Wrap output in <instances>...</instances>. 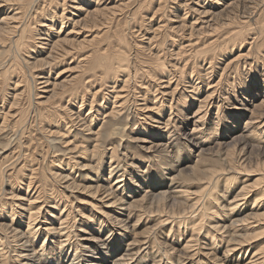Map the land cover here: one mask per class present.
<instances>
[{"label": "rangeland", "instance_id": "rangeland-1", "mask_svg": "<svg viewBox=\"0 0 264 264\" xmlns=\"http://www.w3.org/2000/svg\"><path fill=\"white\" fill-rule=\"evenodd\" d=\"M63 1L64 0H12L11 3L9 4L10 8L6 7L0 12V21H1L3 16L8 15V14L9 15L13 14L10 11L14 7H19L21 11L23 12V18L20 19L22 23L20 24H23L22 25L23 28L24 27L27 28L26 34L28 35L22 38H18L15 34H6L7 35L6 41L0 40V93H1L0 99H2L3 96L6 95V93L8 94L6 95V97L7 96L9 98L11 97V95L13 94L12 93L13 88L15 87L14 81H16V79H18L19 77L18 74H22L24 72L23 74L27 79V81H24V84L21 87V90L24 88V86L26 88L25 93L22 95L21 104L18 106L19 108L18 112H20L21 115L17 117L15 115L9 116V119H7L8 121L6 120L7 124H5L7 126L5 127L4 131L0 132V224L3 223V221H6V223L12 222L11 216H10V220L8 219V222H7L6 215L3 212H6L8 214L11 209L10 205H13V202L16 201V199L20 198L19 201L15 202V204L16 203L18 205H23L25 203L26 205L28 204V200L30 199L34 191L36 190V188L35 190L30 188L31 189L30 193L29 191H27L28 189L27 183L32 176V179L34 181L32 182V186L33 185L35 187L38 186L39 189H42L43 191L41 193L42 194L41 199L45 198V196L49 193L50 195L48 196L57 198V203L60 202L63 205L66 203L68 204L69 211L72 210L71 211L72 214L70 216V223H69V231H70L69 241L72 247L76 248L78 246V251L82 253L83 254L82 256L84 258L86 257V260H87L88 258L87 255L92 253V251L95 250L94 249L95 243L93 242L94 240H92V242L87 244L88 241H85L87 240L85 238L89 236L90 237L93 236V238H96V239L100 238V240L106 238L107 235H109L108 230L112 228L113 226V222H111L110 219L104 217L105 215L104 216L102 215L101 217V214H100L101 212L98 213L96 210L95 211L98 215L95 213V216L92 217V219H95V220L90 221L89 218L84 216L85 214H89L88 210L90 208H87V207H90V206L86 203H83L82 205L84 206H82V208H80L81 210H79L77 205L81 204L80 202H83V201L91 202L92 200L95 202V199L97 200L99 199V197L101 198L100 195L103 196L105 194V189L109 188V183H111L117 178L119 173L117 172V169L112 167L113 163L110 162L111 151H112L111 148H113L116 145V148L113 151L114 157H116L115 160H117V162H120L124 166L126 165L125 162H127V164L131 163L128 169L126 170L125 178L128 177V179H133V181L136 184H138L140 183V181H143L142 179L144 177H142V179L138 182L137 180L139 178L135 174H137L139 171H142L146 177L152 176L153 179H156L159 181L157 182L158 185H156V189L166 188L165 184L167 183H168V188H169V184L172 181L169 177H172L174 174L177 175V173H179L178 170H180V168L182 169L183 167L187 165H191V166L194 165L195 167L193 170L186 169L178 180L184 183L183 184L184 189L185 188L189 190L191 189V191H195V193L194 195H191L193 199L192 200L190 199L189 201H186V199L185 198L183 199V197L179 198L177 195L178 193H176L177 196L170 193L172 198L166 197V196L162 198H157L154 200L156 202L155 205L151 207L149 206L147 208L148 206L147 205L148 203H147V204H144L143 206H140V208H138L139 211L138 209L137 210L135 209L137 211V214L133 218V221L137 220L140 217L142 222L139 223V225L137 226H130L126 232L128 234V237H127L128 239L137 238L139 239L140 242L138 241L137 245H135L134 249H132L129 245H127L128 240H126V238L125 239L122 238L124 241L119 239L120 240L118 241L119 244L120 242H124V243L122 244V248H119L118 251L116 250L114 251L116 254L114 253L113 255L118 256L120 253L126 252L127 251L126 249L129 246L131 251L132 250L135 252L139 251V253L137 254L138 256L137 255L135 256V254L133 256V254H131V257H138L135 264H156V263L158 264L159 263L160 264H187L186 261L190 253L189 252L185 253L183 251L181 247V243H184L187 239H189V237H192V238L194 237L195 246L193 248H196V245L197 246L203 245L202 240L200 238H201V235L204 236V233H200V232L203 231L202 228H204L205 226H202V224L200 223L199 228H198L199 231L198 230L194 231L192 228L195 222L198 223L199 218H202L201 221H203V219L205 218L204 221L206 224L220 223L225 226L227 225L228 228H225V232H223V234H219L217 233V231L214 232L215 239H217L215 240L216 241L215 245L217 246L214 245V247L212 248V251H215L217 257H220V258L225 253V250L227 249L228 241L233 235L232 234L233 231H231L232 228H233L232 230L235 229L234 231H236L234 233L235 235H240V234L244 235V234H250V233L253 234V233H256L257 231L262 230V228L260 229L259 227H264V221L260 223L258 222L256 223L252 221L247 224L242 223V225L241 224L236 225V227L238 226L237 229L232 227L231 225L229 226V224H231L236 218H241L246 213L251 212L253 210L251 208L253 204H255L254 198L261 196L260 195L261 193H259V191H261L263 188L264 178H261L259 181V183L263 182L261 183L262 187L260 186L255 193L251 194L244 201L242 200V202L246 201V203L242 207L243 211L241 214L240 213H230L231 211L228 209L230 205L229 202L233 200L234 195L244 185L243 183L245 180L248 183H253L255 179L263 177L262 175L264 174V151L258 148L251 149V147H244L245 146L244 143H241L240 141H237L236 139L232 138V135H234L235 133H238V130L235 131L234 134L229 133L227 130H231L233 126H236L237 129L243 128L246 123V119H248L250 116V112L248 111H246V114L244 115L243 114L242 115L240 114L237 116L235 115L237 111L234 108H239V107L241 108V106H243L242 101H241L243 99V96L248 97L249 107H252L251 104L260 100L262 97L264 98V85H263L264 83L263 82L264 80V70H263V67H264L263 66L264 65V57H263L264 56V0H243L244 2V3L242 2L243 4L241 2H238L242 5L245 4V7L244 8L235 7L234 10L230 11L229 14H227L229 16L224 15L222 18L217 20L218 23L216 24V27H214L212 31L205 32L203 36L201 37L202 41L203 40L210 41L219 36L223 38L224 36L229 34L227 32H229L230 30H234V29L242 30L243 33H245V36L242 38L243 39L247 38L246 41L241 43V42H238L239 41L238 39L236 41L237 43L231 47V48L234 47L231 51L227 50L226 51L227 54L220 55L221 57L217 61L216 67L217 65H219L220 67H223L225 62L231 59L234 56V54H238L240 50L247 52L251 47L250 42L253 41L251 37L255 36L256 35L255 33H259L257 34L259 35L258 40H256L257 45L252 48L251 52H248V55H246L247 57L246 60L248 64L247 69H245L242 65L239 76L237 75L238 73H232L228 77L229 81L228 80L226 81L225 80L226 78H223L224 81L222 85L223 87H229L230 94H228V97H227V94H224L225 98L223 97L221 101V103L223 104L221 105L219 112H218L217 106H213L211 107V110L208 112V114L203 120V124L206 127L207 132H211L213 128L215 127L216 123H218L219 124L218 125L219 129L217 130L218 135H213L214 134L213 132L212 133L213 136L208 138L209 140L206 139V142L204 141L205 143H201L200 139H192L191 138L192 136L189 134V132H191L192 128L195 125L193 115L195 113V110H197L199 107L198 100L200 97H203L207 93V87H208L209 81L205 79L204 77L205 75H204L201 77V80L198 83V85L202 86L201 89H199L198 92L193 93L194 96L188 98L186 102L184 101L185 100L184 99L178 102L173 101V103H171L172 98L169 96H166L165 101L162 106L163 108L162 114L160 115V117L152 119L157 122L150 121L149 123H147L151 126L149 127V129L147 128L143 129V127H146L145 122H148L149 120L146 121L144 119L146 117H142L145 115V113L147 114L149 111L139 110L138 114L134 111L127 114V117L129 118L127 126L124 125L122 126V128H119L118 130H116L118 131V135L106 141V147L109 149H105L101 145H99L100 151L95 156L98 157L100 153L101 155L99 156V159H98L99 163L96 166L94 164L97 161L93 162L90 156L84 154L82 156H86V157H82L81 159L80 155H78V153H75V155H73L74 158L70 162V167H71L70 170H72V173H71L72 175H70L69 177H70V182H71L72 181L71 176L75 175L76 177L74 179H75V182H77V184H74V186H71L68 188L62 187V186H66L67 184L63 182L64 179H60V176H54L56 173L62 172L63 175L68 173V172H65V169L61 168L62 166L58 165L59 164L58 158H64L63 159L64 162L62 164L65 165V163H67L66 162L67 157L63 156L64 153H63V147H62L64 146V143L62 140L63 139L62 137L64 135L60 136V134L65 132V129H61V126L63 125L65 127V125L67 124V127H68V123L70 122L69 120L70 115L65 114L68 110H71V113H76L77 111H79V105L81 104L83 93L81 92L80 95L78 96L79 97L78 102L70 101L68 103L67 98L66 99L64 98L62 100H58L60 103L56 104L57 105L56 108L54 109L51 108V109L39 112V109H36L34 102L35 100H37L35 93H38L40 91L34 90L33 80L31 78V70L29 66L32 65L31 62H35L36 58H40V57L34 58V56L38 54L37 52L40 51L42 47H40V44L35 43L36 41L28 40L31 38L30 35L35 34L38 21L47 19L44 16L45 14H48L46 11H49V13L52 12L54 15H56L57 13L58 14L62 13ZM100 1L102 2V0ZM122 1L127 2V3L125 4L123 3L121 10H119L116 15H113L110 12L103 25L96 26L94 27L95 29L93 28V30H91L92 28L86 29V30L89 29L93 31L94 32L93 35L99 32L100 33L97 35L98 38L96 39V42L94 44L89 45L85 49L81 50V53L83 54L93 53L96 55L109 54L112 52V50H115V49L124 50L127 52L129 51L130 63H128V68L126 69L124 73H122L123 75L122 74L118 75L119 73H117L115 76V78H117L115 80L117 81V85L119 86L118 88L123 86L124 84L123 79H125L129 73H133V74L135 73V69L137 70V74L134 80L137 82V84L138 83L142 84V82H144L143 86L138 87V85H135L134 80L131 78L128 84V87H124V88L132 96L134 95L133 94L134 92L136 93V96L139 93L138 97L140 96V94L146 93L147 88L150 85L152 86L150 87V89L154 91L155 88H157V83H159L160 80H168L170 78L171 76L170 72H173V75H172L174 76L173 81L179 78L180 80H184V81L190 80L191 75H192V70H193L192 68H194L195 70L197 69L195 72L199 71L198 74H203L205 72L204 68H206L209 65V62H203L202 59L199 57V55L194 53V51L192 50H188V48H187L188 51L182 54L183 57H181V55L180 56L176 55L175 51L179 49V45L177 44L178 42H176L175 45L172 46L173 42L169 37L165 40H163V38L154 39L152 46H149L147 43L148 39L147 38L145 39V37H149V29H148L149 24L151 25L154 23V26H156L159 24V21H161V23L166 24L167 27L165 28H169L168 26H170L173 23L171 22V20L180 18L179 16L183 15L184 13L183 7L181 6L177 7V3H172L173 0H168V1L162 0V3L164 4L163 8L159 12L156 13L155 15L156 17H154L153 21L149 22V18L153 15L156 8H158L160 0H120V2ZM70 4H73V1L67 0L66 13L70 10L69 9L70 7H68ZM43 5L45 6V9H46L44 13L42 12L38 13L36 16L33 13H31L34 8H37V6H40V9H42ZM252 5L256 6L257 8L256 14L253 16L250 22H243L244 19L241 18V16L243 15V10L246 8L245 10L249 11ZM7 21L8 19L6 20V22ZM225 21L229 22V24L227 25ZM8 22L12 24H16L15 23L16 21H14V19H9ZM1 24L3 25L4 23L0 22V26H2ZM55 27L56 29L57 28L59 29L61 27V23L59 22L58 24H56ZM261 31L262 33H260ZM144 34L145 36H143ZM217 42L221 44L223 41L222 39H217ZM157 48L165 50L163 52L164 54L161 53L162 55L160 56V58L157 56V53H158ZM165 48H167L169 51ZM170 49L175 50V51L170 52ZM23 57L25 60H23ZM67 58L64 59L63 61L57 62V64L53 66L52 71H51L52 73L50 74L52 81L55 80V77L57 76L58 72H60L63 69H66V72L63 73L64 74L63 76L68 75L71 72H72L71 74L74 76V75H77L78 72L80 71L79 67H75L76 69L74 68V70L73 68L71 69V66L74 65V63H71V65L69 63L72 62L74 58L71 57L68 60ZM159 59H162V61L164 60L166 62L164 66L161 64L162 61ZM12 61H13L14 66H10ZM186 62L188 64H186L185 68H182ZM203 63L205 64L203 65ZM257 63H258V67L260 65L259 67L260 70L257 69L255 66ZM216 70L213 71L211 75V79H210V81H213V83L217 82L220 79L221 72H222L221 68L220 69L217 68ZM259 73H262V74L259 75ZM119 76L122 78V80ZM257 77H259L260 80L257 81L256 80ZM97 79H98L97 83L95 84L96 87L93 90H97L100 87L99 83H101V80L98 77ZM108 80H110V78ZM230 82L232 84L234 82L235 87H233V85ZM227 84H229L230 86H228ZM189 89L190 87H187V90ZM244 89H247L249 91L244 93ZM159 91L160 90H158V92ZM256 92H258L259 94L255 95ZM106 93H109V91L107 90ZM161 95L162 94H160V96ZM92 97H93L92 93L85 92V96H84L85 99H84L83 105L80 108V112L87 113L89 111L90 106H91ZM109 97L110 95L108 96V99ZM137 99H138V103L140 102L142 104L143 103L145 104L146 102L147 104L151 105V101L154 100V96L152 95V92L148 93L147 98H146L148 101L145 100V102L144 100H140V98L131 97L132 106L134 104V101ZM99 101L102 102V98H100ZM7 102H8V98H7ZM1 104H2V100H0V106ZM170 105L172 106V110L174 111L172 116H174L176 112H178V115H180V119L178 118V116L175 117L177 121H176V124L174 123L175 126L172 128V129H175V127H177L176 132H181L180 135L176 134L175 136V137H178V140L175 139L176 144L174 145V151L170 153H166L157 148L154 151H147L146 147L148 146V144H146V147H145L146 149L145 148L141 149V148L135 147L133 143H128L126 141L121 140L122 138L121 135L130 134L129 131L131 129L129 128V126H131L132 129L136 128L134 129L136 132L134 131L133 135L136 134V136L139 135V136H144V137L149 138L150 136L148 135V133H151V132L156 133L157 131L155 130L157 126L158 125L163 126V123H158V122H160L162 119L165 120L169 117L170 112H171ZM93 106L99 107V104L95 103L93 104ZM108 106H112V103L110 102ZM8 109L9 108L7 107L5 111H8ZM180 109H183V111H180ZM153 110L156 111L155 108L151 109L150 111L152 112V114H153ZM59 112L62 113V116H61L62 118L60 119V122L57 123L56 120L58 116L60 115ZM218 113L224 114L222 118L219 119V117H217ZM185 118H188V120L186 124H183L185 122ZM102 119H103V114L97 118L96 126H95L96 129H98L99 126L102 124ZM2 121H3V118L0 117V124ZM76 127L79 130L82 128V126H80L79 124L76 126H72L71 131H73V134H77L78 138H81V140L82 138H85L84 140H87L85 142L87 147L90 145L89 142L94 143L92 140L94 139L93 138L94 136H92L93 134L85 135L87 130L84 129V131L83 130L79 131ZM137 128H139L141 131L137 132ZM59 129L61 133L55 132L53 134H50L49 132V130L59 131ZM205 134L207 136L209 133H205ZM221 134H228V136L227 135L221 136ZM166 135L167 134H165L164 136L166 137ZM262 135H264V132L262 133ZM200 136L203 137V134ZM165 137L164 139L163 138H160V139L162 141H167L168 139L167 137L165 139ZM255 138H250L248 142L252 144L254 143L255 145H260V146L264 144V141H261V139L259 138H256V139ZM52 139H56L59 144L52 141ZM125 144H127L126 149L128 148L126 152L131 153L129 154L128 157H124L123 155H121V152L125 150V147L123 146ZM202 147L204 148L208 147V149L202 151ZM3 149H8V150L3 151ZM95 153H97V149L95 150ZM84 164H90V165L92 164L94 165V167L90 166V168H88L87 170H83ZM227 166L228 167L233 166L234 168L230 170ZM207 167L210 168L208 172L204 171L205 169H207ZM203 168L205 169L203 170ZM237 168H240V169H237ZM237 170L241 171L242 174L241 173L236 174L235 176L236 179H234L233 182L232 180L230 182H227L226 178L228 176H231L232 173H235ZM87 172L89 173V176L87 177L88 179L85 178V175L83 174ZM218 178L219 180L216 184V187L214 185V188L213 189L211 188L212 193H213L212 199L211 200L206 199L205 202L207 201L206 202L207 209L214 207L212 208V210L216 209L219 213L218 216L221 213L220 222L216 221L215 223L216 219L211 218L209 216V211L207 210L208 211L207 212L203 208L201 212H199L200 215H198L195 210L197 209L198 211L199 205L196 206V208H194L191 211L192 214H190L191 212L189 213L191 215L190 216L188 214L190 203L193 202L194 200L196 201V197L199 198L200 196H202L201 194H203V193L200 194V192L198 191L204 185H206L208 181L210 180L217 181ZM150 179L147 181L145 179V181H143L141 186L139 185L140 188H137L138 197H141L144 194V190L149 187V182H151ZM213 181L211 182L212 184L209 185L210 187L211 186L213 187ZM128 182L129 181L127 180V183ZM11 185L14 188H11ZM84 185L88 187L85 188ZM95 185L96 186L100 185V188H99L100 190L97 193H95V190H96ZM126 190L128 189L126 188ZM209 190L207 189V192L205 193V195L202 196V199H204L205 197L207 198L208 192H210ZM195 194H198V195H195ZM9 197H11L12 199H10ZM123 197L126 198L125 196ZM191 197L189 196V198ZM131 198H127V200H130ZM43 200L40 201L41 203L40 205L45 203V202L42 203ZM260 200H261L260 202L263 203L264 205V198L263 199L261 198ZM211 201L212 203H210ZM36 203L38 202L33 203V205ZM44 205H45L44 208L40 209L42 210V213H40V216H42L41 217L42 221H44L47 216L51 215L52 217L50 218L51 219L53 218V221L56 222V225H59L58 216L60 214V210L57 208V206L56 207L55 206L46 207V204ZM263 205L262 206L260 205L261 207L257 206L260 211L264 210ZM104 209L112 213L111 208H104ZM184 211L187 212L186 213L187 215L184 214L186 217L180 216V217H176L175 219L170 218V222L167 225L162 226V228L156 227L155 223L157 222V219L159 220V218L160 219L162 218V215L168 213L171 215L176 214L175 216H179L180 214H183ZM255 211H258V210H255ZM1 212L4 214L3 216ZM13 213H15V216H14V222H12L13 223L12 225H10L8 228L6 226L0 225L1 226L0 232H2L0 233V237H2V240L4 241V243H9L12 247L13 246L15 247L17 242L15 241V239L13 240L12 238H9L10 234L8 232L18 227L19 228L21 227V229H24V230L27 228L26 221H28L27 219L28 211L26 209L23 210L20 207L16 206L14 208ZM110 213L108 212L107 215ZM102 214H106V213L104 212ZM194 217H196V219ZM20 219H22L21 225H19ZM96 219L100 223L95 222ZM144 220L146 221V223ZM49 225L50 224H41V226L37 227V228L40 227L39 231L41 230L40 232L38 231L39 237L36 240L38 247H41L43 242H45L44 241L45 234L47 233V235L48 234L49 235H48V238L46 239L47 240L46 243H44L45 246L43 247L45 248L46 257L44 256L45 258H42L40 256H43V254H40L37 257L38 263L36 261V264H57V258L61 253V250H62V245L60 241L61 234L59 233L52 234L49 231H47V229L45 228H47ZM243 225L246 227H244ZM102 226H103V230H102V234H100L99 230H101ZM189 226H191L193 231L191 230V228H189ZM254 226H256V228ZM178 227H180L181 230H179ZM252 228L254 229L252 230ZM84 229H86L88 233H83L82 231H80ZM192 233H194L195 235ZM199 234L200 236H198ZM262 235L263 236L260 237L259 239H256L258 238V236H254L255 238L254 237L250 238L249 241L251 243H248L247 245H245L244 249H242V252L241 250H239L238 252L234 251L237 254L241 252L240 255H242L243 257V259H240V261L243 260L241 263L235 260L234 262L231 261L229 263L230 264H237V263L242 264L246 260H248L249 259L248 257H250L256 249L260 248V246H263L264 233ZM6 236H8V238ZM141 240L142 241L145 240L146 242L145 241L142 242ZM225 240H227V242ZM209 241L211 242V240L207 241L208 245H211ZM13 243L15 245H12ZM83 244H85L87 247L83 248L82 247ZM230 244L232 243L229 242V245ZM157 248L159 249L157 250ZM161 249H162V254H161ZM247 249H249L250 251L249 253L246 252ZM104 250L106 251V249ZM168 251L169 253L171 252L170 254L172 255H170ZM234 252L231 256L235 255ZM197 254L198 255L195 257V259H192L190 261L188 259V261L193 262L192 264H203V263L204 264H208V263L217 264L214 261H210L211 260L210 258H205L201 262L200 260H201V256L203 257V253L200 252ZM172 256H175V257H172ZM262 256H263L262 264H264V254ZM13 257H15L13 253L11 252L7 253L6 256L4 257V260H7L5 264H11V263L14 264ZM112 257L113 256H111L109 260H112L113 259ZM64 260H67V258H65ZM161 260L162 262H160ZM83 261L85 262V260ZM67 263L68 261H65L64 264H67ZM59 264L61 263L59 262ZM188 264H191V263H188Z\"/></svg>", "mask_w": 264, "mask_h": 264}, {"label": "bare ground", "instance_id": "bare-ground-1", "mask_svg": "<svg viewBox=\"0 0 264 264\" xmlns=\"http://www.w3.org/2000/svg\"><path fill=\"white\" fill-rule=\"evenodd\" d=\"M11 1L12 0H0V12L4 8L9 7V4L11 3ZM71 1H73V4H70L68 6V7H70L69 8L70 10L67 13H66L67 0H64L62 3V5H63L62 13L61 14L57 13L56 15H54L52 12L49 13V11H46L44 5L42 6V9H40V6H37V8L33 7L34 9L32 10L31 13H33L35 16L38 13H41V12L44 13L45 11L48 14L44 15L47 19H43L41 21H38L35 34L30 35L31 38L28 39L31 41H36L35 43L40 44V47H42L41 50L37 52L38 54H36L34 56V58H36V57H40V58H36L35 62H31L32 65L29 66V68L31 70V78L33 80L34 90L40 91L38 93H35L37 100H35V102H34L36 109H39V112L44 111V110H48L51 108L52 109L56 108L57 107L56 104L60 103L58 100H62L64 98L65 99L67 98L68 103L70 101H75V102L77 101L78 102V98H79L78 96L80 95L81 92L83 93L81 104L79 105V111H77L76 113H71V110H68L65 113L67 115L68 114L70 115L69 116L70 122L68 121L69 122L68 127H67V124L65 125V127L63 125L61 126V129H65V132L60 134V136L64 135L62 137L64 146H62V147H63V153H64L63 156L67 157L66 158L67 163H65V165L62 164L64 162V160H63L64 158H58V162H59L58 165L62 166L61 168L65 169V172H68V173L65 175H63L62 172L56 173L54 176H60V179H64L63 182L67 183L66 186H62V187L68 188V187L74 186V184H77V182H75V179H74L76 177L75 175L71 176V179H72L71 182H70V177H69L70 175H72L71 174L72 170H70L71 169L70 162L74 158L73 155H75V153H78V155H80L81 159H82V157H86V156H82L84 154L90 156L91 160H93V162L97 161L94 164L96 166L99 163L98 159H99V156L101 155V153H100L98 155V157L95 156L100 151L99 145H101L105 149H109L106 147V141L108 139L118 135V131H116V130H118L119 128H122V126H124V125L127 126L128 119H129L127 117V114L131 113L132 111H134L138 114L139 110L140 111H142V110L149 111L147 114L145 113V115L142 116V117H146V118H144L146 121L149 120L148 122H145L146 127H143V129H146V128L149 129V127H151V126L147 123H149L150 121L157 122V121L152 120V119L158 118L162 114V109H163L162 106H163V103L165 101L166 96H169L172 98L171 103H173V101L178 102V101L184 100V99H185L184 101L186 102L188 98L194 96L193 93H196L199 91V89H201L202 86L198 85V83L200 82L201 77L204 75H205L204 76L205 79L207 81H209V84L207 87V93L203 97H200L198 100L199 101V107L197 110H195V113L193 115L195 125L192 128L191 132H189V134L192 136L191 137L192 139H200L201 143H205L206 139L210 138L213 135H218L217 130L219 129V127H218L219 124L216 123L213 130L211 132H207L206 127L203 124V120L206 117V115L208 114V112L211 110V107L217 106L218 112H219L221 105L223 104V103H221V101H222L223 97L225 98L224 94H227V97H228V94H230L229 93V87H223V85H222V83L224 81L223 78H226L225 80L227 81L229 75H231L232 73H238L237 75L239 76L240 75V69H241L242 65L245 69H247L248 64H247V60H246L247 59L246 55H248V52H251L252 48L257 45L256 40H258L259 35H257V34H259V33H255L256 35L254 34L255 36L251 37L253 41L250 42L251 47L247 52L240 50V52L238 54H234V56L231 59L227 60V62H225L223 67H220L219 65H217V67H216V63L219 60V58L221 57L220 55L227 54L226 53L227 50L231 51L234 48V47L233 48H231V47L237 43L236 41L238 39H239L238 42H241V43L246 41L247 38L246 39L242 38L245 36V33H243L242 30L234 29V30H230L229 32H227L229 34H227L223 38H221V36H219V37H217L213 40H210V41L209 40H207V41L203 40L202 41L201 37L203 36V34L205 32L212 31L213 28L216 27V24L218 23L217 20L222 18L224 15L229 14V12L234 10L235 7H243L244 8L245 4L242 5L244 3L243 0H209V1H207V0H173L172 3H177V7L181 6L184 8L183 15L179 16L180 18H176V19L171 20V22H173V23L170 26H168L169 28H165V27H167L166 24L161 23V21H159V24L156 26H154V23L151 25L149 24V27H148L149 37H145V39L146 38L148 39V42H147L148 45L152 46L154 39L163 38V40H165L169 37L173 42L172 46H174L176 42H178L177 44L179 45V49L177 51L170 49V52L175 51L176 55H179V56L181 55V57H183L182 56L183 53L187 52L188 50H192V51H194V53L199 55V57L202 59L203 62H209V65L206 68H204L205 72L203 74H198L199 71L195 72L197 69L195 70L194 68H192L193 70H192L191 79L188 81L180 80V78L175 79L173 81V77H174V76H172L173 72H170L171 76L168 80H160V82L157 83V88H155V90L153 89L155 92L150 89V87H152L150 85L147 88V92L140 94L139 97H138L139 93L136 96V93L134 92L133 93L134 95L132 96L124 88V87H128V84H129L131 78L133 80L136 78V74H137L136 69H135L134 74L129 73L128 76L125 79H123L124 84L120 88H118L119 86L117 85V81L115 80V79H117V78H115L117 73H119L118 75H120V74L124 73L126 71V69L128 68V63H130L129 51L127 52L124 50L115 49V50H112V52L109 54H100V55H96L93 53H90V54L81 53V50L85 49L89 45L94 44L96 42V39L98 38L97 35L100 32L93 35L94 32L91 30H93V28L96 26L103 25L110 12H111V14L116 15L118 13V11L121 10L123 3L125 4L127 2H124V1L120 2V0H102V2L100 0H71ZM166 1H168V0H166ZM238 2H241V3L243 2V3L240 4ZM170 5H171V3H170ZM163 6H164V4L162 3V0H160L159 6H158V8H156L153 15L149 18V22L153 21L154 17H156L155 16L156 13L159 12L163 8ZM172 6H174V5H172ZM18 9H20V8L14 7L10 11L13 14L12 15L8 14V15L3 16L2 20L0 21V22L4 23L3 25L1 24L2 26H0V40L6 41V39H7L6 34H15L18 38L28 36L26 34L27 28L26 27L23 28V26H22L23 24H20V23H22L20 19L23 18V12L21 11V9L20 10H18ZM245 9L243 10V15L241 16V18L244 19L243 22H250V20L256 14L257 8H256V6L252 5V7H250L249 11H247ZM227 16H229V15H227ZM7 19H8V21H9V19H14V21H16L15 22L16 24L10 23L11 21L6 22ZM59 22L61 23V27L59 29L58 28L56 29L55 26ZM225 23L227 25L229 24V22H226V21H225ZM87 28H92V29L86 30ZM206 28H208V29H206ZM262 31L260 33H262ZM146 33H148V32H146ZM143 36H145V34ZM246 37H247V35H246ZM217 39H222L223 42L220 44L219 42H217ZM187 48H188V50H187ZM165 49H167V48H165ZM164 51H165L164 49L162 50V49L157 48V52H158L157 56L160 58V56L162 55L161 53H163ZM19 53H20V51H19ZM19 57H20V55H19ZM71 57L74 58V60L69 63L70 65H71V63H74V65L71 66V69L73 68V70H74L75 67H79L80 73L78 72L77 75L73 76L71 74L72 73L71 72L70 74L63 76L64 75L63 73L66 72V69H63L60 72H58L57 76L55 77V80L52 81L50 74L52 73L51 71H52L53 66L55 64H57V62L63 61L66 58L68 60ZM164 59H165V57H164ZM23 60H25L24 57H23ZM159 60L162 61V59H159ZM207 60H209V61H207ZM165 63L166 62L164 60L161 62V64L163 66L165 65ZM186 64H188V63L186 62L182 68H185ZM204 64L205 63H203V65ZM10 66H14L13 61L10 64ZM255 66L257 69H259V67H260V65L258 67V63ZM217 68H219V69L221 68V70H222L221 76L217 82L213 83V81H210L211 75H212L213 71L216 70ZM263 70H264V67H263ZM76 71H78V70H76ZM23 73L18 74V76H19L18 79H16V81H14L15 87L13 88V92H12L13 94L11 95V97L10 98L8 96L6 97V95H8L6 93V95H4L2 99H0V100H2V104L0 106V117L3 118V121L0 124V132L4 131L5 127L7 126L5 124H7L6 122L8 121L7 119H9V116L15 115L17 117V116L21 115V113L18 112L19 111L18 106L21 104L22 95L25 93V89H26L24 86V88L21 90V87L23 86L24 81H27V79ZM261 74L262 73H259V75H261ZM112 76H114V77H112ZM97 77L100 78V80H101V83H99L100 87L97 90H93L96 87L95 84L97 83V80H98ZM245 77H247V76H245ZM109 78H110V80H108ZM111 79H113V80H111ZM121 80H122V78H121ZM256 80L257 81L260 80L259 77H257ZM263 82H264V80H263ZM134 83H135V85H138V87H141L144 84V82H142V84H140V83L137 84V82L135 80H134ZM227 85L230 86L229 84H227ZM232 85H233V87H235L234 82ZM263 85H264V83H263ZM187 87H190V89L187 90ZM104 90H106V91H104ZM107 90L109 91V93H106ZM158 90H160V91L158 92ZM248 91L249 90L244 89V93L248 92ZM85 92L92 93V96H93L92 100H91L90 109L87 113L80 112V108L84 103ZM110 92L113 94H111ZM150 92H152V95L154 96V100L151 101V105H149L145 102V100H147L146 99L147 94ZM106 94H108V95H106ZM160 94H162V95L160 96ZM257 94H259V93L256 92L255 95H257ZM109 95H110V97L108 99ZM177 96H178V98H177ZM131 97L140 98V100H144L145 104L143 103L144 104L143 105L140 102L138 103V99H137L134 101V104L132 106L131 105L132 104L131 103ZM7 98H8V102H7ZM11 98H12V100H11ZM100 98H102V102L99 101ZM111 98H113V99H111ZM241 101H242L243 106H241V108L240 107L234 108L237 111L235 115L236 116L240 115V114L244 115V114H246V111H248V112H250V116L248 119H246V123H245L243 128L237 129L236 126H233V128L231 130H227V131L229 133L234 134L235 131L238 130V133H235L234 135H232L233 139H236L237 141L244 143L245 144L244 147H251V149L258 148V149H261L262 151H264V146H263L264 144L260 146V145H255L254 143L252 144V143L248 142L250 138H255V136H256V138L261 139V141H264V135H262V133L264 132V98L262 97L260 100L251 104L252 107L248 106L249 99L247 96H243V99ZM110 102L112 103V106H108V104ZM95 103L99 104V107H94L93 104H95ZM7 107L9 109H8V111H5ZM153 108H155L156 111L153 110V114H152V112L150 110ZM170 111H171L170 115L167 119H165V120L162 119L160 122H158V123H163V126L158 125L156 130H155V131H157L156 133H154V132L148 133V135L150 136L149 138L144 137V136H139V135L136 136V134L133 135V133L135 131L134 129H136V128L132 129L131 126H129V128L131 129L129 131L130 134L121 135L122 136L121 140L126 141L128 143H133V145L135 147L141 148V149H144L146 147V144H148V146L146 147L147 151H154L156 148L161 150V151H164L166 153H170V152L174 151V145L176 144L175 139L178 140V137H175V136H176V134L180 135L181 132H176L177 127H175V129H172V128L175 126L176 121H177V119L175 117L178 116V118L180 119V115H178V112H176L174 114V116H172V114L174 112L172 110V106L170 107ZM180 111H183V109H180ZM59 114L60 115L58 116V118L56 120L57 123L60 122V119L62 118L61 117L62 113L59 112ZM102 114H103L102 124L99 126L98 129H96L95 126H96L97 118L100 117ZM142 115H143V113H142ZM223 115L224 114L218 113L217 117H219V119H220V118H222ZM22 116H23V114H22ZM187 120H188V118H185V122L183 124H186ZM79 124H80V126H82V128L84 127L83 129L82 128L80 129L81 131L82 130L84 131V129L87 130L85 135H92L93 134L92 136H94L93 137L94 139H92L94 143L89 142L90 145L88 147L85 144V142L87 141V140H84L85 138H82V140H81V138H78L77 134H73V131H71L72 126H76ZM139 131H141V130L139 128H137V132H139ZM49 132H50V134H53L55 132L61 133L60 129H59V131L49 130ZM213 132H214V134L212 135ZM109 133H110V135H109ZM205 133H209V134L206 136ZM165 134H167L166 137L168 140L162 141L160 138L164 139ZM202 134H203V137L200 136ZM224 135L228 136V134H221V136H224ZM166 137H165V139H166ZM52 141H54L55 143H58V141L56 139H52ZM88 141H90V140H88ZM123 146L125 147V150L121 152V155H123L124 157H128L129 154H131V153L126 152V150L128 149V148L126 149L127 144H125ZM115 148H116V145L113 148H111L112 151H111L110 162L113 163L112 167L117 169V172L119 173L117 178L114 181H112L111 183H109V188L105 189V194L103 196L100 195L101 198L99 197V199H97V200L95 199V202L92 200H91V202L83 201V202H80L81 204L77 205L79 210H81L80 208H82V206H84V205H82L83 203H86L90 206V207H87V208H90L88 210L89 214L84 213L85 214L84 216L89 218L90 221L95 220V219H92V217L95 216V213L97 211L98 213L101 212L100 213L101 217H102V215L103 216L105 215L104 217L110 219V221L113 222L112 228H110L109 230L107 229L109 231V235H107L106 238L100 240V238L96 239V238H93V236L92 237L89 236L86 238L84 237L85 239H87L85 241H88L87 244L92 242V240H94L93 242L95 243L94 244L95 250L92 251V253L87 255V257H88L87 260H86V257L84 258L82 256L83 254L78 251V246L76 248L72 247L70 244V241H69L70 240L69 223H70V216L72 214V212H71L72 210L69 211L68 204H66V203L64 205L61 204L60 202L57 203V198L52 197V196H48V195H50L49 193L45 196V198L42 197L44 200L41 199V196H42L41 193L43 191H42V189H39L38 186L37 187H35L34 185L32 186V182H34V181H33L32 176H31V178L29 179V181L27 183V187H28L27 191H29V193H30L31 189L35 190V188H36V190L34 191L32 196L28 200V204L27 205H26V203L23 205H18L17 203L15 204L16 201H19V199H20L19 198L13 202V205H10L11 209H10L8 214L6 212H3L6 215L7 222H8V219L10 220V216H11V221L14 222V216H15V213H13L14 208L17 206L23 210L26 209L28 211V217L26 216L28 221H26L27 228L25 230L21 229V227L20 228L18 227V228H15L14 230H10V232H8L10 234L9 238H12L13 240L15 239V241L17 242L16 245L14 243L12 244V245H15V247L14 246L12 247L9 243H4V241L2 240V237H0V264H5L7 262V260H4V257L9 252L13 253V255L15 256V257H13L14 264H18V263L19 264H36V261L38 259L37 257L40 254H43V256H40V257L45 258L46 257L45 256V248H43V247L45 246L44 243H46V241H47L46 239L48 238L49 234L48 235H47V233L45 234V239H44L45 242H43L41 247H38V245L36 243V240L39 237L38 231L40 228V227L39 228H37V227L41 226V224H50L47 228H45V229H47V231H49L52 234H56V233L61 234L60 241H61V245H62V250H61L60 255L57 258V264H59V262L61 264H64L65 261H68L67 264H135L136 263V260L138 257H131V254H133V256L135 254V256H136L139 253V251H137V252H135L133 250L131 251L130 247L132 249H134V247H135V245H137L139 239H137V238L136 239L135 238L128 239L127 238L128 234L126 232L130 226H137V225H139V223L142 222L140 217L137 220L133 221V218L137 214L136 210L138 208H140V206H143L144 204H147V203H148L147 208L149 206L151 207V206L155 205L156 202L154 200L157 198H162L165 196L172 198L170 193H172L174 195H176V193H178L177 194L178 197L179 198L183 197V199L185 198L186 201H189L190 199L192 200L193 198L191 197V195H194L195 191H191V189L189 190L186 188L184 189V185H183L184 183L178 179L181 177L182 173L186 169L193 170L195 166L194 165L193 166L187 165V166L183 167L182 169L180 168V170H178L179 173H177V175L174 174L172 177H169L172 181L169 184V188H168V183L165 184L167 189L166 188L156 189V185H158L157 182H159V181L156 179H153L152 176L146 177L142 171H139L140 173L138 172L137 174H135L139 178L137 180L138 182L142 179V177H144L142 179L143 181H145V179L147 181L150 178L152 180L150 179L151 182H149V187L144 190V194L141 197H138L137 188H140L143 181H140V183L136 184L133 181V179H128V177L125 178L126 177V170L128 169V167L130 166L131 163L127 164V162H125L126 165L124 166L120 162H117V160H115L116 157H114V154H113V151L115 150ZM96 149H97V153H95ZM207 149H208V147L207 148L202 147V151L207 150ZM7 150L8 149H3V151H7ZM197 155H199V154H197ZM198 161H199V159H198ZM60 164H62V165H60ZM204 164H206V163H204ZM94 165L84 164L83 170H87L88 168H90V166L94 167ZM236 166H238V165H236ZM205 168H203V170ZM228 168L231 170L234 167L229 166ZM237 169H240V168H237ZM242 169H243V167H242ZM209 170H210V168L207 167V169H205L204 171L208 172ZM88 172H89V170H88ZM88 172L83 173L85 175V178H87L89 176ZM239 173H241V171H239V170H237L235 173H232L231 176H228L226 178L227 182H230L231 180L233 182L234 179H236V177H235L236 174H239ZM262 176L263 177L255 179L253 183H248V182H246V180L244 181V183H243L244 185L234 195L233 200H231V202H229L230 205H229L228 209L231 211L230 213H240V214L242 213V211H243L242 207L246 203V201L242 202V200L244 201L251 194H253L257 191V189L261 186V183H263V182L259 183L260 179L264 178V174ZM126 179L129 181L128 183H127ZM218 180H219V178L217 179V181L210 180L206 183V185L203 184L204 186L198 192H200V194L203 193V194H201L202 196L205 195V193L207 192V189L208 190L210 189L209 190L210 192H208L207 198L205 197L204 199H202V196H200L199 198H197L195 196L196 201L194 200L193 202L190 203L188 214L194 208H196V206L199 205L198 211H197V209L195 210L198 215H200L199 212H201V210L203 208L204 210L209 211V216L211 218L216 219L215 223H216V221L220 222L221 213L218 216V214H219L218 211L216 209L212 210V208H214V207L207 209L206 208V206H207L206 202L207 201L205 202L206 199L207 200L212 199L213 193H212L211 188L213 189L214 185L216 187ZM212 181H213V187L212 186L210 187L209 185L212 184L211 183ZM161 185H163V184H161ZM84 187L86 188L88 186L84 185ZM11 188H14V187L11 185ZM99 188H100V185H97L95 193H97L100 190ZM126 188L130 191V193L128 190H126ZM259 193H261L260 194L261 196L254 198L255 204H253V206L251 208L253 210L249 213H246L241 218H236L231 224H229V226L231 225L232 227L237 229L238 226L236 227V225H240V224L242 225V223L247 224V223H250L251 221L256 222V223L257 222L260 223V222L264 221V210L260 211L259 208L257 207V206L263 205V203L260 202L261 201L260 199L264 198V185H263L262 190L259 191ZM195 195H198V194H195ZM123 196H125L126 198H124ZM189 196L191 198H189ZM11 197H13V196H11ZM11 197H9V198L12 199ZM127 198H131V199L127 200ZM40 199L43 200L42 203L45 202L44 204H46V207H54V206L56 207L57 206V208L60 210V214L58 216V218H59L58 224L59 225H56V222L53 221V218L52 219L50 218V217H52L51 215L47 216L46 219L44 221H42V219H41L42 216H40V213H42V210H40V209L44 208L45 205L44 204L40 205L41 204ZM35 202H38V203L33 205V203H35ZM257 202H259V203H257ZM210 203H212V201ZM91 207H92V209H91ZM263 207H264V205H263ZM104 208H111L112 213H110V211H107ZM255 208H257V209H255ZM255 210H258V211H255ZM138 211H139V209H138ZM185 211H186V209H185ZM185 211L183 212V214H180L179 216H175L176 214L171 215L168 213L162 215L161 219L160 218H159V220L157 219V222L155 223L156 227L162 228V226L167 225L170 222V218L175 219L176 217H180V216L184 217L185 215H187L186 214L187 212H185ZM104 212L106 214H102ZM108 212L110 213V214H108L109 216L107 215ZM3 213H2V216L4 215ZM190 214H192V212ZM21 217H22V215H21ZM194 218L196 219V217H194ZM204 219H203V221H201L202 218H199L198 223L195 222V224L192 227L194 231L195 230L199 231L198 228H199L200 223L202 224V226H205L204 228H202L203 231L200 232V233H204V236L201 235V238H200L202 240L203 245L202 246L196 245V248H193L195 246L194 237L193 238L189 237V239H187L184 243H181V247H182L183 251L185 253H188V252L190 253L188 255L189 261L192 259H195V257L198 255L197 253L202 252L203 257L201 256V260H200L201 262L205 258H210L211 259L210 261H214L217 264H228L231 261L234 262V260L241 263L243 260L240 261V259H243V257L240 254L242 252V249H244V246L247 245L248 243H251L249 241L250 238H252L254 236H258V238H256V239H259L260 237L263 236L262 234L264 233V227H259L260 229L262 228V230L257 231L256 233H253V234L250 233V234H244V235H241V234L235 235L234 233L236 231H234L235 229L232 230L233 228L231 227L232 228L231 231H233V233H232L233 235L231 234L232 237L228 241L227 249L225 250V253L223 254V256L220 258V257H217L215 251H212V248L214 247L215 242H216L215 240H217V239H215L214 232L217 231V233L223 234V232H225V228H228V227H227V225L225 226V225L220 224V223L206 224ZM100 220H101V218H100ZM192 220H193V218H192ZM49 221H51V222H49ZM12 222L6 223V221H3V223H1L0 225L6 226L8 228L10 225L13 224ZM95 222L98 223L99 221H97V219H96ZM15 223H16V221H15ZM21 223H22V219H20L19 225H21ZM145 223H146V221H145ZM185 224H186V222H185ZM187 224H188V222H187ZM244 227H246V226H244ZM254 227L256 228V226H254ZM178 228H179V230H181L180 227H178ZM189 228H191V226H189ZM192 228H191V230H192ZM257 228H258V226H257ZM253 229L254 228H252V230ZM102 230H103V226L101 227V230H99L100 234H102ZM80 231H82L83 233H88L86 229L80 230ZM0 233H2V232H0ZM192 234H194V233H192ZM157 236H159V235H157ZM198 236H200V234ZM6 237L8 238V236H6ZM226 237H228V236H226ZM122 238H124V239L126 238V240H128L127 245H129L130 247L128 246V248L126 249L127 250L126 252H123L120 254L118 253L119 255L115 256V255H113L115 253L114 251L115 250L118 251L119 248H122V244L124 243V242H120V244L118 243V241H120L119 239L124 241ZM150 238H149V240H150ZM224 238H225V236H224ZM206 240L207 241L211 240V242L209 241L211 243V245H208V242ZM144 241H142V242H144ZM225 241L227 242V240H225ZM51 242H53V241H51ZM159 242H160V240H159ZM229 242L232 244L229 245ZM161 244H162V242H161ZM138 246H137V248H138ZM215 246H217V245H215ZM82 247L86 248L87 246L85 244H83ZM104 249H106V251ZM140 249H138V250H140ZM158 249L159 248H157V250ZM213 250H215V249H213ZM239 250H241V252L238 254L234 252V251L238 252ZM129 251H131V252H129ZM233 252L235 253V255L231 256L233 254ZM246 252L249 253L250 252L249 249H247ZM158 253H160V252H158ZM158 253H157V255H158ZM168 253H169V251H168ZM161 254H162V249H161ZM263 254H264V244H263V246H260V248L256 249L253 252V254L250 257H248L249 259L246 260L242 264H262L263 263L262 262L263 261L262 255ZM170 255H172V254H170ZM7 256H9V255H7ZM111 256H113L112 257L113 259L109 260ZM172 257H175V256H172ZM65 258H67V260H64ZM188 259L186 261L187 264L188 263L192 264L193 262H189ZM83 260H85V262ZM166 261H167V259H166ZM160 262H162V260ZM37 263H38V261H37ZM156 264H158V263H156ZM208 264H210V263H208Z\"/></svg>", "mask_w": 264, "mask_h": 264}]
</instances>
